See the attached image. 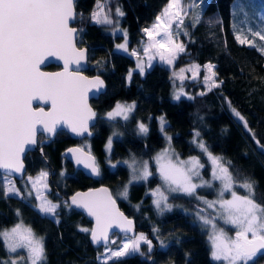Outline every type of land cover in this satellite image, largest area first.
<instances>
[{
    "label": "trees",
    "instance_id": "obj_1",
    "mask_svg": "<svg viewBox=\"0 0 264 264\" xmlns=\"http://www.w3.org/2000/svg\"><path fill=\"white\" fill-rule=\"evenodd\" d=\"M235 1L197 0L187 10L184 24L174 33L185 46L174 67L177 70L185 66L200 67L195 77L189 71L190 78L181 82L185 94L176 99L175 71L155 63L141 72L136 58L117 48L124 40L129 50L140 46L144 29L155 22L169 0H100L111 9L112 25L92 21L97 0H74L79 45L89 50V68L84 73L99 74L106 82V90L91 100L97 118L92 127L94 134L75 139L60 130L49 143L26 155V175L48 170L50 197L60 207L53 218L37 209L33 194L5 196L0 186V230L21 222L31 227L43 237L44 264H104L98 259L103 247L92 244L90 231H82L91 230L92 221L74 208L68 197L107 186L120 208L135 220L138 232H145L154 244L151 252L143 243L140 252L108 260L107 264H222L212 259L207 231L196 216L198 209L204 208L202 201L180 192H166L172 207L160 212L153 191L158 187L164 190L165 185L155 163L148 179L130 182L129 169L123 161L132 156L151 160L161 150L171 148L180 158L198 157L205 165L201 174L209 180L210 162L193 142L202 140L214 155L231 162L230 171L237 179L254 182V198L264 204V148L261 147L264 146V52L259 50L260 45L250 47L236 40L231 15ZM117 7L124 12L123 16L116 15ZM197 15L199 20L194 23ZM116 27L124 33L115 34ZM208 64L214 65L216 72L213 77L216 86L210 89L205 83V77L210 75ZM48 69L55 70L56 66ZM117 103L135 104L127 120L108 118L107 113ZM140 123L147 126V134L139 131ZM196 132L200 133L199 137L195 136ZM109 138L112 147L108 152ZM44 139L41 134L39 140ZM85 141L89 142L100 168L98 179L88 177L62 156L67 147ZM3 176L0 172V185L4 183ZM23 179L15 180L21 185ZM125 186L127 198L115 196ZM216 188V183L213 188H198L197 195L210 200ZM12 256L0 239V261ZM256 264H264V256H258Z\"/></svg>",
    "mask_w": 264,
    "mask_h": 264
},
{
    "label": "snow or ice",
    "instance_id": "obj_2",
    "mask_svg": "<svg viewBox=\"0 0 264 264\" xmlns=\"http://www.w3.org/2000/svg\"><path fill=\"white\" fill-rule=\"evenodd\" d=\"M192 6L194 3L190 2L187 8ZM105 7V4L97 0L96 10L91 13V19L98 24L112 25L114 21L111 9L106 12ZM187 8L182 0H169L162 14L156 17L153 28L144 29L149 40L148 46L144 49L145 53L150 48L165 49L168 55L160 52V59L172 64L176 56L185 51L183 43H176L172 39V26L176 24L179 28L184 24L183 17L187 14ZM77 15L74 0H0V170L4 172V183L0 186L3 187L5 196L21 195L20 189L11 179V174L23 173L22 156L26 146L37 143L38 125L41 126L40 130L49 136L56 133L57 126L61 123H65L76 135L83 136L85 133L91 135L89 121L93 120L96 114L87 105L86 93L90 87L102 85L103 81L98 77L95 81H89L86 77L68 71L69 64L73 62L79 64L85 54L83 50L76 48L74 41L77 29L70 26V21ZM116 15L123 16L124 12L117 7ZM198 20L197 15L193 22L196 23ZM233 27L238 28V25L234 24ZM248 32L251 39L248 35L242 37L240 31H237L235 38L241 45L256 47V38L264 42V27L257 30L249 28ZM184 34L187 35V32ZM117 47L127 50L125 45ZM259 50L264 52V45H261ZM132 55L136 53L133 52ZM49 56L63 59L65 71L56 74L42 72L40 65ZM137 67L143 72L139 63ZM199 67L193 65L188 69H181V72L194 71ZM214 67L212 64L206 65L210 75L205 77V83L209 89L216 86L213 79L216 75L213 72ZM181 94L177 93L175 98L179 99ZM34 99L51 101V110L34 109L32 106ZM134 108L135 104L117 103L115 109L108 112L107 116L109 119L122 116L127 120L128 113ZM233 112L240 120H244L235 109ZM160 122L163 132V117L160 118ZM244 123L247 127V122ZM138 129L143 134L149 131L143 123L138 125ZM195 136L199 137L200 133L196 132ZM167 139L171 140V137ZM193 142L211 162V179L203 178L201 169L205 165L198 157L192 156L182 160L171 148L161 150L154 159L165 188L153 191V195L157 197L154 201L156 208L160 212L171 209L172 205L168 203L166 192L195 196L205 206L198 209L196 216L202 226L208 229L211 257L222 264H256L258 256H264V204L258 203L254 198V182L248 178H244L243 181L237 179L230 171V161L214 155L202 140ZM111 145L112 140L109 138L106 145L109 151ZM68 151L74 155L79 154L76 158L77 164L82 163L92 174L100 175L95 157L85 155L82 149ZM138 163L135 156H132L129 167L132 168L133 178L146 179L152 175L147 161L142 162L139 167ZM47 176L48 173L42 171L35 180L32 177L28 179L32 182V187L37 189V183ZM217 181L219 182L217 199L208 200L197 195L198 188H213ZM44 188L47 189L46 183ZM237 188L243 189L245 194H239ZM226 193L229 194V198H225ZM31 194L29 192V195ZM127 194L125 186L120 195L127 198ZM36 198L40 201L37 207L41 213L56 216L59 204L46 199L39 189L36 190ZM71 203L86 208L88 213L95 217V229H82L91 232L94 243L101 241L108 243V230L113 224L125 232L132 231L133 222L119 211L116 200L107 188L76 193L71 197ZM209 209L212 212H209ZM218 221L231 225L235 229L234 235H229ZM0 239L3 240L8 252L17 254L8 261H0V264H44L46 261L43 237L38 236L31 227L25 226L22 222L11 229L0 230ZM142 242L148 245V251L151 252L152 241L141 233L126 239L117 249L108 248L103 254L104 264L130 252H138ZM111 243L116 242L113 240ZM161 245L163 246V241ZM21 250L26 256L20 254Z\"/></svg>",
    "mask_w": 264,
    "mask_h": 264
},
{
    "label": "rangeland",
    "instance_id": "obj_3",
    "mask_svg": "<svg viewBox=\"0 0 264 264\" xmlns=\"http://www.w3.org/2000/svg\"><path fill=\"white\" fill-rule=\"evenodd\" d=\"M195 1H197V0H182V2H183V4L186 6V8H187V5L190 3V2H192V3H194ZM103 4H105L106 5V2H104ZM168 5V4H167ZM166 5V6H167ZM165 6V7H166ZM236 6H238V7H236ZM164 7V8H165ZM164 8H163V10H164ZM108 9L109 8H107V6L105 7V11L107 12L108 11ZM189 8H187V10H188ZM163 10H162V12H163ZM162 12L159 14V15H161L162 14ZM246 14V15H245ZM158 15V16H159ZM231 15H232V26L235 24V25H238V28H234L233 27V30H234V32H235V34L237 33V31L239 30L240 31V34H241V36L243 37V36H245V35H248L249 36V38L251 39L252 37H251V35H250V33L248 32V29L249 28H252L253 30H257V29H259V28H261V27H264V0H236L235 2H233V4H232V7H231ZM111 17H112V15H111ZM112 19H113V17H112ZM156 23V20H155V22L150 26V27H148L147 29H152L153 28V25ZM176 29H177V26H176V24H173V26H172V31H173V36H172V39L176 42V43H180V41L178 40V39H176L175 37H174V33H176ZM114 32H115V34H118V33H124V31L122 30V29H120V28H115V30H114ZM113 32V33H114ZM144 34H145V37H144V40H143V42L140 44V46H138V47H136V48H133V49H128V47H127V44H126V41L124 40V41H122L121 43H119L118 45H125V47H126V52H128V53H130V54H132L133 52H135L136 53V55H133L135 58H136V63H137V65H138V63L141 65V67L143 68V70L144 69H146V68H148V67H150L151 65H153V64H155V63H160V64H163V65H165V66H167L168 68H170L175 74V83H177L176 85L178 86L177 87V89H176V91H177V93H182L181 95H184L185 94V92H184V87H182L181 85H182V81L184 80V78H186V79H188V78H190V76L191 77H195L196 76V71H198L199 69H196V70H194V71H192V73H191V71H190V76H189V71H184V72H181V70H177L174 66H175V62H176V59H177V57H178V55L180 54H178L177 56H176V58L173 60V63L172 64H168L167 62H166V60H161L160 59V55H159V53L160 52H164V54H165V56H167L168 55V52L165 50V49H162V48H150V49H148V52L147 53H145V51H144V49L148 46V44H149V40H148V37H147V35H146V33L144 32ZM125 38V37H124ZM156 39H160V37H156ZM256 44L257 45H264V42H261V41H259V39L258 38H256ZM117 45V46H118ZM168 47V45H166L165 46V48H167ZM118 48V47H117ZM119 50H122V51H125V49L124 48H118ZM149 57H151V60H149ZM188 66V65H187ZM138 68V67H137ZM138 69H140V68H138ZM182 69H188L186 66L184 67V68H182ZM177 70V71H176ZM214 72H215V70H214ZM216 73V72H215ZM180 95V96H181ZM120 104H122V105H128V104H124V103H120ZM117 105V104H116ZM116 105L114 106V108L111 110V111H113L114 109H115V107H116ZM129 114V113H128ZM115 118H123L122 116H117V117H115ZM114 118V119H115ZM111 140H112V138H111ZM80 146H82L83 148H85V149H87V150H89L90 151V146H89V142H83V144H79ZM111 147H112V145H111ZM107 149V148H106ZM108 150V149H107ZM108 152H109V150H108ZM159 153V152H158ZM157 154H155L154 156H153V158L151 159V160H149V159H143V158H140V157H135L136 158V160L139 162L138 163V167L140 166V164H142V162H144V161H147L148 162V167H149V169H150V171L152 172L153 171V167H152V163H155V169L157 170V164H156V162H155V159H154V157L156 156ZM180 158V157H179ZM180 159H182V160H187L188 158H186V159H183V158H180ZM210 162V161H209ZM123 163L128 167V169H129V173H130V178H129V181L130 182H135V181H143V180H146V179H148L150 176H148L146 179H140V178H133V172H132V168L131 167H129V164L131 163V158H129V159H127V160H125V161H123ZM210 165H211V162H210ZM211 170H212V166H210V170H209V174H210V179H211ZM42 171H44V172H47L48 173V176L46 177V178H44V179H42V180H40L38 183H37V189H39L40 190V192L46 197V199H48V200H51L53 203H55V204H59L60 205V203L58 202V201H56V200H53L51 197H50V192H51V188H50V184H49V171L48 170H42ZM41 171V172H42ZM41 172H39L38 174H36V175H26V177H25V179H23V181H22V184L21 185H18L17 183H16V180L14 179V178H12L11 177V179L14 181V183H15V186L17 187V188H19L20 189V193H21V195H19V197H21V196H26V195H29V192H31L35 197H36V190L37 189H34L33 187H32V182L31 181H29V177H32L34 180L37 178V177H39L40 176V173ZM158 172V171H157ZM3 182H4V180H3ZM47 184V189H45L44 188V184ZM216 184H217V188L219 187V182L217 181V182H215ZM158 188H160V187H158ZM217 188H216V190H215V192H214V195L212 196V199H210V200H215V199H217ZM157 189V188H156ZM162 189V188H161ZM124 190V188L122 189V190H120V191H118L116 194H115V196H117V197H123V196H121L120 195V193L122 192ZM237 191H238V193L239 194H241V195H244L245 194V192H244V190L243 189H240V188H237ZM26 192H28L27 194H26ZM31 194V195H32ZM10 195H12V194H10ZM114 195V194H113ZM16 196V195H15ZM30 196V195H29ZM225 198H229V194L228 193H226L225 194ZM153 199H154V201L157 199V197L156 196H154L153 195ZM39 203H40V201L36 198V207L39 205ZM205 207V206H204ZM37 209H38V207H37ZM39 210V209H38ZM209 212H212V210H208ZM56 212H57V210H56ZM43 214V213H42ZM45 215H47V214H45ZM49 216H51V217H53L52 215H49ZM53 218H56V216L55 217H53ZM199 220V219H198ZM200 221V220H199ZM200 223H201V221H200ZM218 223H219V225L221 226V227H224L225 228V230L229 233V235H234V232H235V229L231 226V225H225L222 221H218ZM202 224V223H201ZM26 226V225H25ZM231 228V229H233V231H231L229 228ZM12 228V227H11ZM11 228H7V229H11ZM204 229L207 231V234H209L208 233V229H206L205 227H204ZM141 233H143L148 239H149V237L145 234V232H143V231H139V232H137V234L135 235V236H138L139 234H141ZM208 236V235H207ZM130 237H132V236H125V235H116V236H114V237H112V239H111V241H115L116 243L115 244H113V243H110L108 246H106V247H103L102 248V252L99 254V256H98V259L100 260V261H104V255L103 254H105L106 253V251H107V249L108 248H113V249H117V248H119L121 245H122V243L126 240V239H128V238H130ZM134 237V236H133ZM149 240H151V239H149ZM142 244H143V242L141 243V246H142ZM141 246H140V250L138 251V252H140L141 251ZM153 246H154V244H153V242H152V248H153ZM211 246V245H210ZM138 252H130L128 255H131V254H134V253H138ZM20 254L21 255H25L26 256V253L25 252H23V250H21L20 251ZM12 257L13 258H15L16 257V253H12ZM128 255H126V256H128ZM122 257H124V256H122ZM120 258V257H119ZM213 259V258H212ZM8 260H10V259H8ZM8 260H6V261H8ZM216 261V260H215Z\"/></svg>",
    "mask_w": 264,
    "mask_h": 264
},
{
    "label": "water",
    "instance_id": "obj_4",
    "mask_svg": "<svg viewBox=\"0 0 264 264\" xmlns=\"http://www.w3.org/2000/svg\"><path fill=\"white\" fill-rule=\"evenodd\" d=\"M74 6H75V4H74ZM75 11H76V8H75ZM75 21H76V18L73 21H70V26L77 29V27L74 26ZM78 37H79V31L77 29V34H76V37H75V41L74 42H75L76 48L79 49V50H83L85 54H84V57L80 60L79 64H77L75 62L69 64L68 71L71 72L74 75H79V76L86 77L89 81H95L97 77L99 78V80L103 81L102 85H99L98 87H90L89 90L86 93L87 105L91 108V110L93 112H95L93 106L91 105V100L93 98L99 97V95L106 90V82H105L104 78L101 75H99V74H96V75H93V76H87L84 73V71L89 68V50H88L87 47H85V46H82L81 47L79 45ZM51 65L58 66L59 68L58 69H55V70H50V69H48V67L51 66ZM40 70L42 72H45V73H48V74L62 73V72L65 71V68H64V60L63 59H60V58H58L56 56H49L40 65ZM32 106L36 110H39V109L43 108L44 111H50L51 110V101L45 102L42 99H34L32 101ZM96 121H97V118H96V115H95V118L93 120L89 121V131L91 132V135H88L87 133H85L83 136H79V135H76L75 133L71 132V130L67 127V125L65 123L59 124L57 126L56 133L54 135H51V136H49V134H47V133H43L40 130L41 126L38 125L37 126L38 131H37V134H36L37 143L35 145H28V146H26L25 152H24V154L22 156L23 163H24L23 173L22 174L21 173H12L11 174V177H13V178H15L17 180H22L25 177V175H26V164H25V157H26V155L29 152L36 150L39 145H42L44 143H49L51 140H53L56 137L57 133L60 130L66 131L67 133H69L70 136H72L75 139H81V138H84V137H92L93 134H94V132L92 130V127L96 124ZM41 134L45 137V139L43 141H40L39 140V137H40ZM69 149H82L83 150V153L85 155H91V156L95 157V155L92 152L86 150L85 148L81 147L80 145H72L70 147H67L65 150H63L62 156L66 160H68L74 166V168L81 170L88 177H91L93 179H98L100 177V175L97 176L95 174H92L91 173V170L88 169V168H85L82 163L81 164H77L76 158H77V155H79V154L74 155L73 153H71V152L68 151ZM95 160H96V157H95ZM96 163H97V161H96ZM99 170H100V168H99ZM0 172L2 174H4L3 170H0ZM102 188L109 189L107 186H98V187H93V188L87 189L85 191H79V192H76V193H86V192H89V191H92V190H97V189H102ZM109 191H110V189H109ZM75 194H73V195H71V196L68 197V200L70 201V203H71V197L74 196ZM113 198L115 199L114 196H113ZM71 205L74 208L79 209L80 211H82L92 221L91 230L95 229V227H96V219H95V217L92 216V215H90L88 213V210L86 208H83V207L74 205L72 203H71ZM116 207L119 209V211L121 213H123V215L125 217H127L129 220H131L133 222V224H132V231L125 232L120 227H118L115 224H113V226L111 228H109V230H108V243H105L104 241H101L100 243H94L93 240H92V238H91V232H90V240H91V242H92V244L94 246H96V247H106V246H108L110 244V242H111L112 237L116 233H119V234H122V235H126V236H132V237L137 234L138 227L136 225L135 220L133 218L129 217L120 208L119 203H118L117 200H116Z\"/></svg>",
    "mask_w": 264,
    "mask_h": 264
},
{
    "label": "flooded vegetation",
    "instance_id": "obj_5",
    "mask_svg": "<svg viewBox=\"0 0 264 264\" xmlns=\"http://www.w3.org/2000/svg\"><path fill=\"white\" fill-rule=\"evenodd\" d=\"M50 67V66H49ZM59 67L58 66H56V69H58ZM79 145V144H78Z\"/></svg>",
    "mask_w": 264,
    "mask_h": 264
}]
</instances>
